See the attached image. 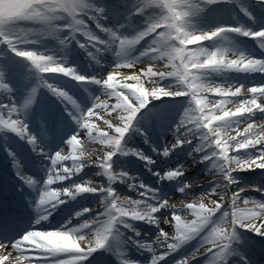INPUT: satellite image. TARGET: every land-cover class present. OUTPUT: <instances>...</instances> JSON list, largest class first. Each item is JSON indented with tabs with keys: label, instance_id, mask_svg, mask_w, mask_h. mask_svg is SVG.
Listing matches in <instances>:
<instances>
[{
	"label": "snow or ice",
	"instance_id": "obj_1",
	"mask_svg": "<svg viewBox=\"0 0 264 264\" xmlns=\"http://www.w3.org/2000/svg\"><path fill=\"white\" fill-rule=\"evenodd\" d=\"M34 2L35 0H0V6H4V10H0V44H6L16 55L26 58L37 69L40 75L39 83L31 89V93L24 103H18L12 96V87L4 78L3 71L0 70V129H8L15 132L32 144L34 151L40 152L50 161L46 179L43 182L31 175L23 174L20 171L22 165L18 160L15 161L18 168L17 174L37 193V203L35 205L38 213L37 225H40L44 231H48L47 225L43 222L48 220L57 205L64 203L68 199V196L71 194V186L82 185L88 188L92 187L91 183H85L86 181H91L90 179L74 181L68 184L64 183L65 181H73V177L80 175L85 168V154H92L95 151L87 149L82 145L81 139L86 136L88 140L103 144L107 148L106 151L101 152L95 159H92V156H90V159L87 160L88 164L95 165L101 170L98 175L107 177V187H104L103 191L97 188L93 191L85 192L101 193L102 197L98 204L101 205L110 190L113 196H115L118 190L113 187L114 184H117V182L124 183L130 190L136 188L140 190L138 193L139 198L135 199L147 202L153 205L155 209L151 216H144L141 220L119 216L113 211L112 216L116 218L114 224L101 232L99 242L91 254L108 244L110 239L113 240V235L117 229L131 231V226H133L132 221H145L156 225L159 228L158 233L164 230L160 226L161 221L159 223H153L152 221L157 218V214L162 209H167L171 213V219H173L174 214L178 213V209H169L166 206H161L162 203L166 204L169 202L171 197H162L158 189L152 188L144 182L143 184H137L136 180H133L132 175L123 169L119 171V176H115L113 157L117 154H134L148 161L149 164L153 163L151 157L145 155L143 151L128 145L125 142V137L133 127L138 113L151 101L165 96H189L190 102L188 107L191 109L194 119H186L189 111L185 109L178 126L176 135L178 140L175 139L171 145H167L164 148V156L169 155L179 145L186 144V137L193 136V139L196 140L193 153L199 154L197 157L199 161L211 162L208 172L216 177L213 180L215 181L213 187L199 195L206 192L218 191L226 185L225 191L234 193L232 196L233 200L239 196H244L246 191L240 193L232 190L233 188L237 189L240 185L234 175L236 172L231 171L230 166L225 164V158H230L235 153L232 147L233 141L227 138L224 130L229 124L243 121H248L251 125L255 126L257 120L264 118H255L257 113H264V104H261L258 99L259 96L264 95V92L252 91V89H264V84L249 86L238 83H223L210 77L213 73H223L225 71H248L250 69L243 67L246 61L250 59L264 61V59H257L243 53L233 55L228 51L227 47H208L204 42L218 39L226 31L231 30L259 38L262 41L260 46L264 48V30L251 32L244 31L240 27L220 26L210 31L191 32L190 30L194 26L190 22L189 17L200 15L207 9L208 5L217 3L218 0H180V6L184 9V23L180 25L178 33L175 27L169 28L166 32L164 31L167 25V18L164 21H157V9L161 0H134V12L132 16L141 15L144 17V21L142 27L135 28V30L128 33L121 31L125 27L123 24L116 28L107 26L103 22L108 19L105 15L106 9L95 5L92 0H58V3L64 4L66 7H57L56 11L63 13L65 16L70 14L75 15L76 20L84 26L83 30L80 31H74L72 27L62 26V33L67 31L68 36H59L52 25L48 26L45 33L30 18L29 8L34 5ZM244 11L247 10L244 9ZM132 16L129 17L130 21ZM93 24L106 34L105 38L97 35L93 30ZM162 32H164L163 36H161ZM22 33L28 34L26 39L22 38ZM78 34H83L87 38L85 43H81V47H90L92 49L89 55L97 64L103 63L101 58L103 53L113 51L117 57L115 66L100 76H86L79 74L75 67L67 63L66 59L49 54L47 50L37 51L27 47L32 44H40L48 39H54L58 41L59 45L66 47L69 43V36L76 38ZM176 36L182 38L193 37V39L188 44L177 43L175 48L172 49L169 47V42L175 39ZM122 40L123 43H121ZM30 55L34 59H29ZM41 57L47 58V61L44 62L45 64L61 65L62 67H58V70L54 72L40 71V68L43 66L39 59ZM161 61H163L161 66L159 68L155 67L153 62L160 63ZM233 61H236V63H233ZM124 69L130 70V74H125L123 72ZM48 73L64 74L76 81L95 82L103 86V92L94 98L91 107L82 109L76 99L69 95L67 91L50 83L45 78L44 74ZM168 80H171L172 83H165ZM156 81H159V86L153 89L150 85ZM133 84L142 86L146 91V97H139L140 103L129 106L126 103V98L130 99L129 92L131 89L127 86ZM169 84L178 87L179 90L170 91L168 88ZM40 86L47 87L54 95L61 98L66 104L71 105L72 112L70 114H72V118L79 129L54 154H48L46 149L40 147L39 139L30 131L29 124L25 120V111L35 102ZM245 87L249 89L247 95L244 92ZM3 97H7V102H4ZM113 99L114 103H110L109 101ZM212 100H215L216 103L212 104ZM233 101H239L245 110H229L227 105ZM101 111L109 115L116 114L122 123L113 125L111 120L105 119L104 123L110 129H113V131L102 130L95 123V120L102 119L100 115ZM244 135L246 138H250L253 134L248 132ZM235 140L238 143L240 137L237 136ZM191 142L192 140L187 143ZM69 146L71 151L68 154H63L64 149ZM250 149L254 151L255 149H264V145L257 144L255 149L251 146L248 148H237L236 152L246 153ZM13 155L15 154L13 153ZM68 161H71V167L67 166L66 162ZM74 164L79 165V167L74 168ZM184 167V165H181L176 168H170L163 172H156L155 175L159 176L161 180L165 178L178 179L184 175ZM259 169H264V167ZM242 170L247 169H241L240 171ZM128 184H132L134 187H129ZM249 186L255 191L264 188L262 185H258L259 187L257 185ZM191 189V184L184 183L179 187L178 191L183 193L185 197L189 195L195 196L196 194ZM85 192H79L77 195ZM217 204L220 207L215 211V216H219L224 209L228 208V204H224L220 200H217ZM92 211L93 209L83 208L76 212L77 218L84 217L86 213ZM106 214L105 207L100 206V210L95 215L82 221H91L97 216ZM207 215L213 216V210L210 209ZM121 220L124 223H121ZM170 225L174 227L173 224ZM64 226L65 223L59 225L56 229ZM92 227L94 225H88V228ZM38 230L41 229L36 228L28 231L19 239L0 240V247L3 250L13 249L14 246L18 245V242H22L24 246L19 247L18 250L24 252L29 259L35 260L37 257L32 254L33 249L28 247L27 239L31 238L30 233ZM85 230L88 229L86 228ZM261 231H264V228H261ZM136 240L138 247L151 251L152 241L145 240L141 235ZM171 243L174 244L175 241H171ZM223 247V245L210 247L204 254L207 257L205 264H227L230 257L222 251ZM117 251L121 264H139L138 261L127 258L120 249H117ZM90 255L86 252L57 253L55 255L45 253L40 259L44 261V264H84ZM73 256H86L87 258L74 261L72 259ZM7 259H10V257H7ZM159 262L151 260L150 264H159ZM4 264H6V259L4 260Z\"/></svg>",
	"mask_w": 264,
	"mask_h": 264
},
{
	"label": "clouds",
	"instance_id": "obj_2",
	"mask_svg": "<svg viewBox=\"0 0 264 264\" xmlns=\"http://www.w3.org/2000/svg\"><path fill=\"white\" fill-rule=\"evenodd\" d=\"M86 6V5H84ZM57 7H66V5L58 3V0H35L34 5L29 8V16L36 22L37 27L42 29L45 33L49 25H52L56 34L62 36V26L72 27L74 31L83 30V25L76 20L75 15L65 16L63 13L56 11ZM0 10H4V6H0ZM184 9L180 6V0H161L157 9V21H164L167 18V25L164 31H168L169 28L175 27L177 33L180 30V25L184 23L183 16ZM191 32L196 33L203 31L197 27H193ZM118 34V33H117ZM22 38H27V33H22ZM164 32L161 33V36ZM193 37H180L176 36L175 39L169 42V47L175 48L177 43L188 44L192 42ZM123 43V40L121 41ZM228 51L233 55H239L235 49L228 48ZM29 59H34L33 56H29ZM42 62L40 71L43 72H54L58 70L61 65L45 64L47 58H39ZM155 67L159 68L163 61L155 63ZM236 63V61H233ZM243 67L250 70L264 71V61L248 60L243 64ZM159 81H156L150 85L153 89L158 88ZM131 89L129 92V98H126V103L129 106L140 103L139 97H146V91L142 86L135 84L128 85ZM168 88L170 91H178V87H174L169 84ZM249 89L244 88L245 95H247ZM252 91L264 92V89H252ZM261 104H264V95L258 97ZM212 104L216 101L212 100ZM232 105L234 107H228ZM229 110L244 111L239 101L230 102L227 105ZM189 111L186 119H194L191 109L186 108ZM227 115V113H225ZM119 119V116H117ZM122 123V121L119 119ZM179 123L176 125L174 134L178 131ZM225 134L228 139L233 141V152L235 153L230 158H225V164L230 166V170L233 172H239L241 169L249 168H261L264 167V149H255L257 144L264 145V118L256 121L255 126L251 125L248 121L240 123L229 124L225 128ZM251 132L253 135L250 138L245 137V133ZM183 135V133H181ZM239 136L240 141L237 143L235 138ZM178 140V137L176 136ZM193 136H188L185 139V143L191 141ZM91 141V140H90ZM107 143V141H105ZM173 142H171L172 144ZM170 144V145H171ZM103 145V144H102ZM252 147L255 151H249L246 153L236 152L237 148H248ZM259 153V155H257ZM91 154H85V164L90 159ZM74 168H78L79 165H73ZM155 174V173H154ZM115 176H119L120 172H114ZM133 180H137L136 175H132ZM216 178V177H215ZM86 184L92 181H86ZM127 183V181H125ZM143 184V181L140 180ZM129 187H134L132 184H128ZM187 187V185H186ZM257 187H259L257 185ZM99 188L103 191L104 186L97 184L91 188L74 185L71 186V194L68 199H73L79 192L93 191ZM227 186L221 187L218 191L206 192L199 195L198 198L192 200V203H181L179 206L170 202L162 203L161 206H166L169 209H178V213L174 214L173 219L166 220L165 223L173 224L174 227L171 231L161 230L157 233L154 240L152 241L151 260L161 261L164 257L169 256L171 253L177 252L183 246L196 241V247L190 254L179 259L176 264H193L197 257L202 256L212 246L223 245L222 251L225 252L229 257L238 256L241 260L245 261V264H252L245 253L243 252L241 245L245 243V239L240 233L239 229H249L253 232L259 233L264 236V199L256 198L255 196H239L233 200L232 196L234 193L225 191ZM237 192L243 193L246 191L245 187H238ZM134 190H139L138 188ZM260 193L264 194V188H260ZM223 193V194H221ZM142 195V193H141ZM228 204V208L219 215L215 216V211L219 209L220 205L217 204V199ZM207 201L208 203H206ZM106 209V215H101L93 218L91 221H77V214L70 217L66 222L65 226L55 231L38 230L34 233H30V239H27V245L31 249L35 250L37 258L35 260L29 259L24 252L19 251V247H23L22 242H18L17 246L13 247V252L16 253L13 257L12 252H8L7 255L3 254V248L0 247V264H4L6 259L7 264H44V261L40 257L47 253L55 255L57 253H77L86 252L88 255L94 250L96 244L99 242L100 234L103 230L108 229L110 225L114 224L115 217L112 216V212L115 211L119 216L131 217L133 220H141L144 216H151L155 211L154 206L133 199L130 196L123 195L120 192H116L113 196L112 191L108 192V195L103 199L101 205ZM213 210V216L207 215L209 210ZM124 223L123 220L120 221ZM153 223H159L158 218L152 221ZM94 225L92 228H88V225ZM88 230H85V229ZM207 229V230H205ZM131 232L135 236H131L127 231L117 229L113 235V240L118 241L120 244H128L129 242L136 244V237L141 235L140 231L131 226ZM175 241V243H171ZM10 257V259H7ZM86 256H73L74 261H80L86 259ZM234 264H240V261H234Z\"/></svg>",
	"mask_w": 264,
	"mask_h": 264
},
{
	"label": "bare ground",
	"instance_id": "obj_3",
	"mask_svg": "<svg viewBox=\"0 0 264 264\" xmlns=\"http://www.w3.org/2000/svg\"><path fill=\"white\" fill-rule=\"evenodd\" d=\"M210 13H211V15L214 14L213 11H211ZM210 22H211V20H209V18L205 19L199 29H201V30H207L208 28L210 29V27H211L209 25ZM236 51L240 53V51H238V50H236ZM243 54H246L248 56H251V57H254L257 59H259L258 57H260V56H258L257 52H255L253 50H249L248 48L243 50ZM108 68H109L108 66L105 68H101L100 66L97 67L98 71H100L102 74L108 72L109 71ZM256 71L259 73L255 74V73H249L248 71L245 72V71L232 70V71H227V72H223V73H213L210 78L213 80L219 81V82H223V83H238V84H246L249 86H254L257 84H264V72H260L258 70H256ZM123 72L125 74H130V70L124 69ZM7 82L9 83V85L13 89L12 96H14L16 98V101L18 103H24V101L22 100V97H21V93H22L21 91L22 90L21 89L19 90V82L12 80L10 78L7 79ZM66 90L70 91V92H75L74 88L70 84L66 85ZM30 93H31V91H29V94ZM165 97H167V96H165ZM2 99L4 100V102H7V97H3ZM210 99H211V97H210ZM58 100L62 104L66 105L67 108H71V105L66 104V102L62 101L61 98L58 97ZM85 100H86V102H84V105L81 107L82 109H87V108L91 107L93 102H94V99H91V100L85 99ZM177 100L179 101L180 105H182V110L183 109L185 110L189 106V102H190L189 97H183V98L177 99ZM109 102L114 103L112 101H109ZM150 107H154L153 104ZM228 107H234V106L229 105ZM54 114L59 115V117L63 116L62 111H58L55 108H54ZM100 115H101L102 119L95 120V123H97L102 130L112 132L113 129H110L108 127V125H106L104 123V120L105 119L111 120L110 116H113V114L109 115L108 113L101 111ZM176 115H177V118H175L176 120L182 117V115H180L178 112ZM261 117H264V113H257L255 118H261ZM25 120L29 124L30 131L41 140V138H43V133L41 132V128L38 125L39 122L37 124L31 120V116H30L27 109L25 111ZM111 122L113 125H117V123H114L113 121H111ZM179 122L172 123L171 128H173V130H174L176 127L175 125L178 124ZM134 124L137 125L138 123H135V121H134ZM78 130H79L78 125L76 124V122L69 121L67 133H65V134L63 133L62 135L57 136L55 143L52 147L46 146L45 149H46L47 153L48 154H54L56 151L60 150L64 146V144L68 140V138L72 134L77 132ZM13 134H15L16 136L11 137V135H13ZM176 135H177V133H175V134L172 133L169 137H167L168 142L169 141H172V142L175 141ZM18 139H21V144L19 143ZM81 143L85 148L95 150L91 154V155H94V157H92V158L95 159L97 157V155L94 152H97L98 150H100L97 145H102V144H100L98 142L90 141L86 138V136L81 139ZM89 143H91L92 145H88ZM0 144L3 146L4 151H5V156H3V162H2V166L4 167L2 170L3 176H5L8 179H12L17 185L20 186L21 191L24 194H27L28 196H32V197H30V198L28 197L26 199V200H28L27 203H29V207L27 208L28 211L26 212V214L23 213L22 215H20L18 217H15L12 219L11 218L5 219L7 221L6 223L8 226H16V225L21 226V227H19V229H21L20 231H18L14 235H10L6 239V240H15V239H19L26 232L31 231L33 229L39 228V229L43 230L40 225L36 224V220L38 218V213H37V210L35 208V205L37 203V193L32 187L25 185L21 176L17 174L18 168H17L15 161L18 160L20 162V164L22 165V167L20 168V171L23 174H25L26 170H28L29 172L33 173V177L40 180L41 182H43L46 179V173H47L50 161L46 158V160L43 161L44 163L43 164L41 163L42 170L38 171L40 173L37 175V173H35V172H37V171H35V168H38V167H36L35 164L33 163L32 155L34 156V159H38V158H41L43 154H41L38 151H34L32 144H30L27 140L21 138L15 132L8 130V129H0ZM94 145H96V146H94ZM195 145H196V140H193L191 142V145L190 144L185 145V146L189 147L188 149L191 151L190 152L186 151L183 154V156H181L179 154V149H177L178 147L174 148L172 150V153H171V155L175 154L174 156H172L171 158L165 159L164 163L161 164V166L154 165V168H156V172H160V171L163 172L166 167L168 169L179 167V166H181L179 161H184L183 163H185V164H183L185 166L183 170H187L189 166L199 165L200 161L197 158L199 154L193 153V149H194ZM26 146H29V148H32V149L28 151L26 149ZM47 147H51V148H47ZM162 149H164V148H162ZM70 151H71V148L69 146L68 148L64 149L63 154H68V152H70ZM249 151H254V150L250 149ZM13 153L15 155H13ZM230 154H233V153H230ZM154 155L157 157H161L163 155V151L162 152H156V154L154 153ZM182 159H184V160H182ZM28 160H29V164H28ZM66 163H67V166L71 167V161H68ZM210 163H211L210 161H207L206 165H204V164L199 165L195 172H193L191 174L186 172L188 174L184 173V175L182 177L176 179V181L171 186L163 187L164 190H162V191H164V194H165V197L164 196L163 197L164 198L171 197L169 202L179 206L181 203L192 202V200L199 197L200 193L210 190L213 187L215 181L208 182L207 184H204L203 186H192L191 191H193L196 194L195 196L189 195V196L185 197V196H183L184 195L183 193L178 191L179 187L182 184H184V183L191 184V182L193 180L199 179L200 177L207 176L208 175L207 174L208 169L210 167ZM249 170L252 172H250L248 175L242 174L241 171L234 173L236 178H238L239 185L241 187L246 188V192L244 193V195L245 196H255L256 198L264 199V194H261L259 191L252 190L251 186H249V185H262V186H264V179H263L264 178V169L256 168V169H249ZM129 173H130V175H133V174H131L132 173L131 171H129ZM16 174H17V176H16ZM92 175H93V169H86L85 171H82L78 177H73V181H65L64 183L68 184V183H72L74 181L89 180L90 179L92 181V184H91V186H92L95 183V180L92 177ZM13 176H16V177L12 178ZM137 178H138L136 180L137 184H139L140 180H144V179L148 180V181H152L153 179H154V181L155 180H157V181L161 180V178L155 174H153L152 176H149V177L142 175V176L137 177ZM165 180H166V178L163 179L162 183H164ZM122 184H124V183H122ZM117 187H118V192H120L121 194H124L121 192L122 188L120 186H117ZM232 190L237 191L238 189L233 188ZM170 192H173V193L169 194ZM18 195H19V193H18ZM90 195H91V193L85 192L84 195L83 194L81 195L82 198L80 200L78 199V201H75L74 199L65 200L64 203L57 205V207L52 211L48 220L44 221L43 223L47 225L48 230H55L56 228L59 227V225L65 223L70 217L74 216V214L77 211L85 208L88 203L92 202L94 199L91 198ZM160 195L162 196L163 194H160ZM129 196H131L134 199L139 198V196L134 195V191H131ZM33 198H35L34 201L31 200ZM214 198L217 199L218 197H214ZM205 202L208 203L207 201H205ZM87 208H88V206H87ZM69 209L71 210L70 213L68 211ZM99 210L100 209L93 210L90 213H86L84 217L77 218V221H80V220H83L86 218H91ZM167 216H169L171 218V213L168 212L167 209H162L161 212L159 214H157V218L161 221L160 226L165 231H169L171 233L173 226L168 224V223H165ZM137 222H138L137 225L140 227H143L144 228L143 230L146 231L145 226L142 224L143 222L142 221H137ZM239 231H240V233L243 232L241 229H239ZM19 232H22V233L20 234ZM158 232H159L158 227L156 229L148 230V233H149L148 237L149 238H146L145 240H147L149 242L153 241ZM142 237L145 238L144 236H142ZM248 239L251 242V248L250 247L247 248V247L241 245V248L243 251H246V250H249L252 248H255L256 250H261L262 248H264V242H262L256 238H253V237H250ZM116 245L120 250H122L124 252L126 251V244L118 243ZM252 250H254V249H252ZM2 251H3V254H5V255H7L8 252H12L13 257H15V255H16V253L13 252V249H7V250H2ZM145 253H147V252H144V255H145ZM32 254L35 257L37 256V254L34 252H32ZM133 255L137 256L136 254H133ZM144 257L148 258L149 255H145ZM206 259H207V257L205 255L199 256L193 262V264H205ZM164 260H168V259H164ZM6 264H7V262H6Z\"/></svg>",
	"mask_w": 264,
	"mask_h": 264
},
{
	"label": "rangeland",
	"instance_id": "obj_4",
	"mask_svg": "<svg viewBox=\"0 0 264 264\" xmlns=\"http://www.w3.org/2000/svg\"><path fill=\"white\" fill-rule=\"evenodd\" d=\"M114 1H117V4H118V8L116 9V14H115L116 17L115 18H108L107 20H105L103 22L107 26H111L114 28L123 24V25H125V27L123 29H121V31H123L125 33H128V32L135 30V28L133 29L131 27H128V24H132V25L136 24L137 20L136 21H134V20L130 21L129 16L123 19V17L126 16V15H124L123 10L126 9L128 6L129 7L133 6L134 0H119V1L114 0ZM127 2H132V3L128 4ZM244 9H246L247 11H244ZM209 10L214 11V15L211 16L212 21L209 24L211 26L210 29L208 28L205 31H210V30H213V29L220 27V26L239 27V24H243L242 27H240V28H242L244 31L258 32V31L264 30V14H263L264 13V0H218L217 3L208 5L207 9L203 13H201L200 15L189 17V20L192 23V25L194 27L200 28V26L202 25L204 20L209 18V12H210ZM260 11L262 12L263 16H260V14H259ZM132 14L133 13H131L130 16H132ZM122 15H124V16H122ZM245 16L250 17L252 20V23H249L247 21L241 22L242 20L240 22L238 21L240 17L245 18ZM133 17L134 16H132V18ZM135 17H137L138 20L139 19L142 20L141 23H143V21H144L143 16L135 15ZM135 27L137 28L138 26H135ZM63 35L68 36L67 31H65L63 33ZM105 37H106V35H105ZM105 37H102V38H105ZM221 37H222V39H224L225 44H226L225 46L227 48H232V49L236 48L238 51H242L243 49L248 48L249 50L259 52L264 56V51L260 50V48L264 50V48H262L260 46L262 41L257 37H254L251 35H244L243 32H234L231 30L226 31L224 34L221 35ZM83 41H85V38L81 39V36L79 34L77 35L76 38H72L69 36V43L67 44V49L64 46H63V48L66 51V50H68V47L71 46L72 50H69V52H71V54L73 55L74 61H76L80 65H82L85 68V71L88 75H90V76L102 75L97 70V65H102V66L109 65V69L115 66V64L117 63V57L115 56L113 51H108V52L103 53L102 57H101L103 60V63L97 64L89 54L88 55L84 54L83 51L80 49V47H76L77 43H79L81 45V43H83ZM217 41L218 40H215V42L213 40H209V41L205 42V45L208 47H211L212 44H213L212 46H216ZM40 45H42V43H40ZM40 45L39 44H32V45H28L27 47H29L32 50H38V48L41 47ZM41 48H43V47H41ZM51 48H53V47H51ZM53 50L55 51L54 48H53ZM53 50L50 49L48 51L50 52V54H54L57 57H59L58 53L52 52ZM15 54L16 53L11 52V49H9L6 44H0V70L3 71L5 79H7L6 75L8 73L15 72V77L20 81L19 82V90L21 89L23 91V94L21 95V97L23 98V101H25L27 99V97L29 96V94H27L26 91L29 90V88L31 87V85H29L28 80H31V78H32L31 75L34 74V76L36 77L34 85H37L39 83V80H40V75H37L38 74V72H36L37 69L27 59L18 60L15 58ZM126 70H128V69H126ZM45 78H47V77H45ZM48 79H50L49 81L51 82V80L56 79V78L51 76ZM25 80L28 82H25ZM57 80L61 81L60 78ZM168 82H172V81L168 80ZM34 85L32 86V88L35 87ZM93 88L101 89L103 92V86L100 84H96L95 82H92V81H88V82L85 81V83H83V84L79 83V86H78L79 90L78 91L85 94L86 96H88L90 94V89L92 90ZM44 92L45 91L40 92V90H38V93L36 96L37 102L35 105L32 104L28 108V111L30 112V114L33 117H38L39 119H41V121L45 122L46 120H44V118L41 117V114H40L37 106L39 105V106H42L45 108V106H47V104L49 103V99H51L52 95L48 94L47 92H45V93ZM69 95H71L74 99H76L77 102H79V98L75 97L71 93H69ZM15 100H16V98H15ZM111 101L114 102V99ZM172 109L173 108H171V107L165 106L161 109V112L164 114L166 111H171ZM142 111H143V109L138 113V115H140V113ZM151 115H153V119L151 121H149L150 115H145L143 117V120L145 122V126H147V127H145L146 128V136L144 137V139L142 138L140 140V142H141V147H142V144H143V146L145 144L149 147V149H154L157 147V145L154 142L151 143L150 136L155 135L157 137L159 136L158 138L163 139L164 138L163 134L160 131H161L162 126L165 125V122L161 121V120L157 121V119L160 118L159 116H157L158 115L157 113L154 112ZM110 119L114 123H117V124L121 123L119 121V119L117 118L116 114H113V116H110ZM132 131H133V127L126 134V136L128 134H130ZM131 136L134 137V134ZM88 145H92V144L89 143ZM94 146H96V145H94ZM97 146L100 149L97 152H94L97 156H99V154L102 151L107 150L105 145H97ZM129 155L132 156L133 158H135L133 154H129ZM91 156L94 157V155H91ZM148 157H151L153 162L156 161V158H154L152 154L151 155L149 154ZM133 162H134V160L128 158L125 160V163L123 165L128 166V165H131ZM138 164H139V170H138L139 172H140V169H141V171H143V173L147 172V173H149V175L152 172H154L153 166L151 164H149L148 161H147V163L146 162H139ZM91 166H92V164L86 163L84 170L87 168H90ZM100 171H101L100 169L96 170V174H95L96 176L95 177L103 183L104 182L103 178H102L103 176H101V175L98 176V173ZM237 180H238V178H237ZM194 247H196V246H192L189 249V251L190 250L193 251ZM180 257L182 258V256H180Z\"/></svg>",
	"mask_w": 264,
	"mask_h": 264
}]
</instances>
